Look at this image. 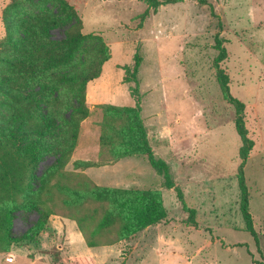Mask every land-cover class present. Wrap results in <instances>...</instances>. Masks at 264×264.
<instances>
[{
  "label": "rangeland",
  "instance_id": "obj_1",
  "mask_svg": "<svg viewBox=\"0 0 264 264\" xmlns=\"http://www.w3.org/2000/svg\"><path fill=\"white\" fill-rule=\"evenodd\" d=\"M64 1L86 35L80 43H65L72 21L60 22L55 7L46 13L52 17L48 27L33 24L30 43L18 41L22 31L16 24L37 12V1L0 0V87L9 90V95L0 92V122L12 124L18 112H24V122L30 124L37 119V107L52 121L39 137L42 161L28 190L37 207L27 209L25 198L19 199L14 234L21 236L34 227L42 212L76 218L96 208L82 209L80 198L58 182L64 178L61 183L69 186L77 182L75 160L101 163L99 104H138L154 156L168 163L175 187L167 189L164 176L145 156L122 160L117 175L131 183L144 175L145 189L161 192L168 217L133 238L115 230L97 236L101 244H115L97 248L96 264H264V0H205L204 4L182 0L157 9L145 0ZM7 22L15 26L11 39ZM217 35L228 51L222 68L230 76L232 95L246 106V126L254 141L245 177L258 245L246 230L240 208L241 141L235 108L224 99L215 69ZM33 56L40 71L36 80L24 75V67H13ZM135 66L139 69L134 75ZM128 68L129 82L124 83ZM17 73L22 74L17 77ZM92 78L96 79L90 82ZM88 82L85 106L92 114L79 123L71 161L53 175L52 169L65 162L66 152L76 142L73 123L83 110L80 88ZM28 95L35 100L30 108L21 101ZM112 170L90 174L99 186L124 188L115 182L118 177ZM99 172L107 176L97 179ZM130 188L142 187L133 183ZM91 223H86L88 234ZM56 224L63 231L51 227L38 242L12 245L8 253H0V264H29L30 257L51 248L54 263L55 256L68 258L63 254L69 248L68 224L63 220Z\"/></svg>",
  "mask_w": 264,
  "mask_h": 264
},
{
  "label": "trees",
  "instance_id": "obj_2",
  "mask_svg": "<svg viewBox=\"0 0 264 264\" xmlns=\"http://www.w3.org/2000/svg\"><path fill=\"white\" fill-rule=\"evenodd\" d=\"M35 1H37V12L33 13L31 16H25L26 21H24V23L16 24L22 31V37L16 38L18 41L30 43V34H32L33 30L31 26L33 24H42V26L48 27L52 17L46 15V13L50 12L54 7L56 8L55 15H57L60 22H64L65 19H70L72 21L71 25L66 29L70 38L65 40V43L71 40L80 43L82 40H85L86 35L82 34L80 31L83 28L81 24L77 23L76 15L70 9L66 1ZM145 1L154 9H157L159 6L176 4L182 0H165L161 3L157 0ZM200 2L204 4L205 0H200ZM14 27L15 26H11V24L7 22V30L10 39L14 37L12 36V29H14ZM77 27L78 31L73 30L72 32V29ZM216 48L219 51V55L215 60V69L217 71L219 86L224 99L235 108L237 116L235 119V129L241 141V147L239 149L241 163L238 168L240 208L246 230L255 239L258 245V235L254 228L253 218L249 210L250 194L245 177V166L253 150L254 141L249 137V131L246 126V106L232 95L230 76L226 70L222 68V63L228 59V51L224 46V41L219 35L216 36ZM45 49L46 48H42L40 50L45 51ZM26 50L28 49L22 48L20 51L25 52ZM35 57L36 56L31 58L28 57V59L21 60L14 64L13 67H24V75L26 77L34 80L39 79V66L32 61ZM109 57L105 59V61H107ZM138 69L139 67L135 66L133 71L134 75L138 73ZM125 71L124 83H128L129 80L127 79V75L130 69L128 68ZM21 74L22 73H17L16 76H21ZM50 77H52L53 80H57V77L54 75H50ZM96 78H92L90 82ZM90 82L85 83L80 88L79 104L83 110L78 113V118L75 119L73 123L76 126V142L72 145L73 147L71 146L70 150L66 152L67 156L65 162L61 164L59 168H57V166L52 169L54 171L53 175H56L60 169H64L71 161L73 152L78 143L77 139L81 132L79 123L87 120L92 114L85 106ZM46 84L48 83L46 82ZM0 92L9 95V90L6 88L0 87ZM35 95L40 94L37 92ZM30 97L33 96L28 95L21 97L24 107L28 108L30 105V108L34 105L33 101L35 100L33 99V101H30L28 99ZM97 107L101 109V120L98 123L100 128L99 158L101 163L75 161L73 164L74 170L113 164L131 156H146L153 169L161 176H164L167 189H174L175 185L171 178L168 163L163 160H157L154 156L138 104L124 107L112 104H100ZM37 110V119L32 118V123L30 124L24 122V112H18V116L12 124H9V122H0V253H8L11 246L14 244H19L21 242L25 244L36 242L38 240L37 238L45 231L50 218L53 215H57L56 213L49 212L48 214L42 212L40 219L34 227L24 232L21 236H16L13 232L16 211L21 205L18 204L19 199L25 198V206L27 209L34 210L37 207L34 195L28 194V190L35 178L36 170L42 161L44 146L39 137L47 130V125H49V123L52 124L51 119L44 116L39 111L38 107ZM25 129H28L27 132L32 136L30 140H27V136L24 133ZM62 176H65V174H62ZM76 179L77 182L71 186H69L67 182L65 184L61 183L66 180V178L60 180L61 182L58 183L63 188H70V190L80 198V207H82V209L85 205H93L96 207L93 211L85 210V213L82 212L84 215L76 216V218L66 217L77 223L80 232L83 234L90 248L115 244V242L101 244L97 240V236H101L102 234L107 235L115 230L118 235L124 238H133L147 228L166 221L168 217L163 196L159 190L121 189L98 186L82 173H79V177ZM43 185L44 183L42 182V186ZM179 200L183 204L184 209H187L181 193H179ZM190 213L192 219V215H194L195 212L191 210ZM89 221L93 222L91 223L92 231L90 234H88L86 228V223H89ZM55 263L96 264L95 260L91 257L66 258L62 260L59 256H55Z\"/></svg>",
  "mask_w": 264,
  "mask_h": 264
},
{
  "label": "crops",
  "instance_id": "obj_3",
  "mask_svg": "<svg viewBox=\"0 0 264 264\" xmlns=\"http://www.w3.org/2000/svg\"><path fill=\"white\" fill-rule=\"evenodd\" d=\"M103 104H106V103H103ZM99 152H100V143H99L98 153ZM131 157H135V156H131ZM131 157H127V158H124V159H128V158H131ZM137 157H142V156H137ZM124 159H122V160H124ZM122 160H120V161H118L116 163H113V164L100 165V166H92V167H89V168H86V169H79V170H73V171H76V172H79V173H82V174L86 175L96 185H98L96 183V179L93 178V177H91L90 172L93 171V170H97V169H100L101 170L103 168H105V169H113L112 171H113V173H115L113 175H115L116 177H118V179L115 182L116 183H120L121 185L125 186L124 188H121V189H132V188H130V186L134 183L135 185L142 187L140 189L135 188L137 190H155V189H145L147 187H146L145 182H144V181H146L144 175H138L137 177H135V179H133V183H131L129 180H125L124 181V178H120V176L117 175V172L119 171V163ZM75 161L92 162V160H90L88 158L87 159H78V160H75ZM74 162H73V164H74ZM99 173L100 174H95L97 179L107 176V172H104V174H103V172H99ZM132 174H134V171H133ZM126 178H128V177H126ZM126 182H128V183H126ZM61 220L65 221V223L68 224L67 229H66V233H67V239H69V242H68L69 248H68V250L65 251V253H63L65 255V257H68V258L91 257V258L94 259L95 256H96V251H97V248L98 247L97 248H90L87 245V243H86V241H85L82 233L80 232V230H79V228L77 226V223L75 221H72L70 219L63 218V217L61 219L58 215H53L50 218V220L48 222V225H47L45 231L40 236H43L46 233V231H48V230L51 229V227H52V229L57 228L59 230H62L56 224V223H60ZM36 242H38V240ZM50 250H52V248ZM50 250L49 251L44 250L43 252L39 253V255H35L34 258L30 257L28 259V262L27 263H29V264H55ZM61 251H63V250H61ZM44 260H46V261H44Z\"/></svg>",
  "mask_w": 264,
  "mask_h": 264
}]
</instances>
